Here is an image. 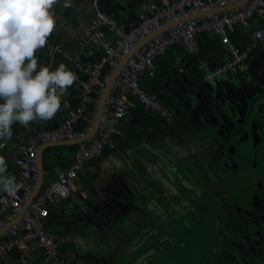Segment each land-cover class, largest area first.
Here are the masks:
<instances>
[{
	"label": "rangeland",
	"instance_id": "rangeland-1",
	"mask_svg": "<svg viewBox=\"0 0 264 264\" xmlns=\"http://www.w3.org/2000/svg\"><path fill=\"white\" fill-rule=\"evenodd\" d=\"M254 58L252 72L241 70L244 83L251 82L243 92V118L239 113L237 129L225 139L219 141L216 112L233 106L218 105L210 95L203 101L185 88L176 98L189 111L188 131L177 134L163 125L155 140L144 139L142 156L100 163L101 175L92 180H108V202L99 209L105 226L91 227L102 239L83 258L167 264L168 251L173 261L176 246L185 250L196 243L192 227H198L212 264H264V53ZM243 163L253 165L249 181L236 177Z\"/></svg>",
	"mask_w": 264,
	"mask_h": 264
},
{
	"label": "built area",
	"instance_id": "built-area-1",
	"mask_svg": "<svg viewBox=\"0 0 264 264\" xmlns=\"http://www.w3.org/2000/svg\"><path fill=\"white\" fill-rule=\"evenodd\" d=\"M239 1L152 0L148 10L139 13L137 23L126 26L102 9L101 0H89L92 17L78 36L76 46H95L102 51V56L90 63L74 58L60 45L52 47L53 52L71 62L77 76L74 82L76 104L64 120L35 130L16 145L0 141L4 145L0 149L15 151L13 165L16 183L20 185L14 196L0 193V264L11 252L21 257L37 253L44 264H69L59 253L56 235L47 228L48 205L71 197L72 184L84 174L89 161L114 148V137L122 134L121 123L128 113V95L135 96L150 117L158 118L165 126L173 123L172 110L141 86L145 76H154L157 58L169 47L179 44L185 53L196 54V35L205 31L220 40L221 49L228 57L220 64L199 60L197 69L203 82H214L231 71L247 69L249 48L264 41V0H246L235 6ZM229 6L232 7L224 9ZM198 12L203 13L161 29L172 20ZM236 25L250 28L247 49H239L229 38ZM127 54L105 95L95 133L75 143L70 162L58 168L55 178L47 181L23 208L36 183V155L40 145L50 141L75 140L89 131L105 81ZM90 105L92 110H89ZM80 120L85 122V126L76 130L74 126Z\"/></svg>",
	"mask_w": 264,
	"mask_h": 264
},
{
	"label": "crops",
	"instance_id": "crops-1",
	"mask_svg": "<svg viewBox=\"0 0 264 264\" xmlns=\"http://www.w3.org/2000/svg\"><path fill=\"white\" fill-rule=\"evenodd\" d=\"M101 1L108 14L126 26H131L138 21L139 13L146 12L148 10L149 3L152 0ZM66 4L68 6H65ZM54 7L56 28L49 37L45 47L38 50L36 53L39 65L48 66L50 70H55V68L63 63L74 72L70 61H68L63 55L53 52V45H60L63 51H69L74 58H82L90 63L96 61L98 59V51L100 49L95 46L84 48L76 46L78 36L92 17L89 0H60V4ZM259 52L264 53V41L260 43L256 54ZM184 54L185 53L175 52L174 54L167 56V63L165 64V69L167 70L166 77L159 79L156 90H153V94H158L162 98H170L174 102L181 103V101L176 98L177 94L179 95L181 93V89L187 88L189 93L193 94L194 97L197 96L200 99L203 98V101L205 100L207 102V96L210 95V99L217 102L218 105L227 103V106H233V110L231 108H228V110H225V108L221 110L219 108L216 112V114H219L220 116L217 119V126L220 127L219 141L223 138L225 139L232 131L235 132L237 129V125L240 123L238 121L239 113L241 118H243V105L246 100V94L243 92L246 90V85H251V82L248 81L249 83H244L247 80L243 79L242 76L245 72H249V70L252 72V68L255 67V64H257L254 60L256 54L251 59L252 61L250 60L249 63L251 65L248 70L238 69L231 71L227 73L226 76L220 77L214 82H203L200 77L190 79L188 76V63ZM262 68L264 69V66ZM241 70H244L245 72H242ZM76 92L77 88L74 84L67 89L66 95L62 99V107L53 119L34 122L28 127H24L19 123H14L12 125V137L6 141L16 145L20 141L25 140L27 136L35 130L57 124L58 122L64 120L72 110L73 105L76 103ZM201 92H203V96L201 95ZM196 109L200 110V108ZM233 118L235 119V123L237 121L238 124L232 123ZM151 119L159 127L157 135L153 139L155 140L160 135V130L163 129L164 124L156 117H151ZM251 120L253 121L254 117ZM251 120L247 119L249 122L244 123V125L248 126V124L251 123ZM247 135L249 137H253L250 129L247 132ZM143 143L144 139H140L139 141L131 142L123 150L105 151L101 154V159L96 163V166L91 169V171H94L96 177L98 176L99 178L101 175L99 166L102 161H105L106 163L112 161L117 162L120 159H132L138 154L142 156L143 153L141 145ZM44 149L45 147H43L41 151V157ZM72 153L73 150H61V155L67 160L71 159ZM14 154L15 151L0 149V155L4 156L7 161V174L12 176H15L16 173L13 165ZM58 168V166L54 167L55 176ZM46 182L47 181L44 179L42 187ZM105 182L98 183L83 174L72 184L71 197L52 204V224L49 227H52L51 231L56 235L60 246L65 248V259L69 264H100L104 258L103 256H99L98 259L94 261L93 259L83 258L82 254L87 251L89 252L92 244L96 245L97 241L102 239V233L93 230L91 227L105 226V224L101 221L102 217L99 212V209L106 205H103L102 203L108 202L105 193H103V191L106 190ZM88 183L92 186V190L89 189ZM2 192L3 191H0V193ZM104 215H106V213H104ZM99 244L98 249L100 250L101 247ZM1 264L44 263L40 255L37 253H32L27 257H21L16 252H11L3 259Z\"/></svg>",
	"mask_w": 264,
	"mask_h": 264
},
{
	"label": "clouds",
	"instance_id": "clouds-1",
	"mask_svg": "<svg viewBox=\"0 0 264 264\" xmlns=\"http://www.w3.org/2000/svg\"><path fill=\"white\" fill-rule=\"evenodd\" d=\"M58 4L60 0H0V141L12 137L14 123L28 127L53 119L77 79L63 63L55 70L38 63L37 51L56 28ZM7 169L0 155V191L14 196L20 185Z\"/></svg>",
	"mask_w": 264,
	"mask_h": 264
},
{
	"label": "trees",
	"instance_id": "trees-1",
	"mask_svg": "<svg viewBox=\"0 0 264 264\" xmlns=\"http://www.w3.org/2000/svg\"><path fill=\"white\" fill-rule=\"evenodd\" d=\"M102 9L105 11L103 5ZM137 23V22H136ZM249 32L250 28L244 29L240 25H236L234 30L229 33V38L231 42L238 47L239 49H247L249 47ZM198 42V51L196 54L185 53L182 46L179 44L172 45L167 49V51L160 57L157 58V70L154 73V76L149 77L145 76L141 81V86L145 88L149 93H153V90H156L157 83L159 79L166 77L167 70L165 69V64L167 63V56L177 53H185L184 57L188 63V76L190 79L201 78L200 71L197 69V64L199 60H209L213 64H220L225 61L228 55L222 52L220 40L209 34L205 31L199 32L196 35ZM261 42H257L253 47L249 48V59L250 61L256 54L258 47ZM102 56V51H98V59ZM97 59V60H98ZM96 60V61H97ZM95 62V61H94ZM168 76V73H167ZM155 96L162 102L164 106L172 110L174 115L173 123L168 125L173 132L179 134L189 129V111L178 102L172 101L170 98H162L158 94ZM76 104V103H75ZM74 104V105H75ZM73 105V106H74ZM89 110H92V105L89 106ZM127 115L123 118L121 123L122 134L116 135L114 137L115 146L110 150H123L131 142L139 141L140 139H149L153 140L157 135L159 127L152 121L151 117L144 111L142 104L139 100L132 95H128L127 98ZM85 126V122L80 120L78 121L74 128L76 130H81ZM76 145L74 144H60L52 145L45 147L42 155V168L44 171V179L46 181L52 180L55 178L54 167L58 166L62 168L66 166L70 160L65 159L61 155L62 149L75 150ZM252 152H250L251 154ZM99 156L92 158L89 161V164L84 172L86 176L90 179L96 177L94 171H91L96 166V163L101 159ZM254 156V155H253ZM253 166V165H252ZM250 165L243 163L241 166H238L236 171V177L243 180H250L252 175V170ZM249 184V183H248ZM44 186V185H43ZM88 187L92 190V186L88 183ZM192 212H190L191 214ZM198 216H202L200 213H196V218L200 220ZM52 204L48 205V215L46 217V223L48 224V230L51 231L52 227ZM203 217V216H202ZM198 227H192V240L196 243H189L188 248L181 249L176 246L175 250L176 258L171 260L172 251H168L167 255L164 256L165 262L167 264H183L185 261H188L189 264H212L211 259L214 257L208 250L202 251L200 236V231ZM52 232V231H51ZM57 240V237H56ZM58 241V240H57ZM59 253L61 257L66 258L65 248L59 244Z\"/></svg>",
	"mask_w": 264,
	"mask_h": 264
},
{
	"label": "water",
	"instance_id": "water-1",
	"mask_svg": "<svg viewBox=\"0 0 264 264\" xmlns=\"http://www.w3.org/2000/svg\"><path fill=\"white\" fill-rule=\"evenodd\" d=\"M246 0H241L239 1L235 6L240 5L242 3H244ZM232 6L229 7H224V9L227 8H231ZM203 12H198V13H194L192 15L189 16H185V17H181V18H177L175 20L170 21L168 24L164 25L161 29H164L165 27H167L168 25H171L177 21L180 20H184L188 17H192V16H198L200 14H202ZM129 54L124 55L121 60L119 61V63L115 66V68L110 72L109 76L107 77L106 81H105V85L104 88L102 90V93L99 97V101H98V105H97V110H96V115L93 121V124L91 126V128L89 129V131L81 138L75 139V140H59V141H50V142H46L43 143V145H41L37 151V155H36V167H37V178H36V183L33 189L32 194L30 195V197L28 198V200L24 203L23 208L26 207L27 203L38 193V191L41 189L42 184L44 182V171L42 168V157H41V151L43 149V147H47V146H52V145H60V144H75L77 142H81L86 140L87 138L91 137L96 130L97 124H98V120L99 117L101 115V110L103 107V103H104V99H105V95L114 79V77L116 76L117 72L119 71L121 65L123 64V62L125 61V59L128 57ZM20 216V214L18 215V217Z\"/></svg>",
	"mask_w": 264,
	"mask_h": 264
}]
</instances>
